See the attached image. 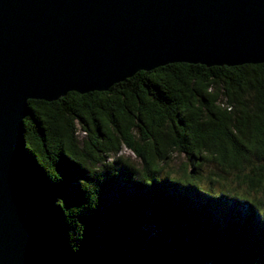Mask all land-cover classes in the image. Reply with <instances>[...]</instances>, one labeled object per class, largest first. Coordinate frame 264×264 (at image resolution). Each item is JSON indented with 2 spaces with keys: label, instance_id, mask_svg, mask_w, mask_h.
Wrapping results in <instances>:
<instances>
[{
  "label": "trees",
  "instance_id": "16d2710c",
  "mask_svg": "<svg viewBox=\"0 0 264 264\" xmlns=\"http://www.w3.org/2000/svg\"><path fill=\"white\" fill-rule=\"evenodd\" d=\"M29 105L62 264H264V63H171Z\"/></svg>",
  "mask_w": 264,
  "mask_h": 264
},
{
  "label": "water",
  "instance_id": "95a60500",
  "mask_svg": "<svg viewBox=\"0 0 264 264\" xmlns=\"http://www.w3.org/2000/svg\"><path fill=\"white\" fill-rule=\"evenodd\" d=\"M177 62L264 63V0H0V264H62L24 150L29 101Z\"/></svg>",
  "mask_w": 264,
  "mask_h": 264
},
{
  "label": "rangeland",
  "instance_id": "374dc122",
  "mask_svg": "<svg viewBox=\"0 0 264 264\" xmlns=\"http://www.w3.org/2000/svg\"><path fill=\"white\" fill-rule=\"evenodd\" d=\"M83 135V134H82ZM122 154L125 155V156H133L131 150L127 149V148H123L122 150ZM42 206V205H41ZM42 209H43V206H42ZM44 211V209H43ZM45 212V211H44ZM47 217H50L49 214L45 213ZM49 219V218H48ZM50 234H53V230L50 229ZM255 253V252H254Z\"/></svg>",
  "mask_w": 264,
  "mask_h": 264
},
{
  "label": "bare ground",
  "instance_id": "6f19581e",
  "mask_svg": "<svg viewBox=\"0 0 264 264\" xmlns=\"http://www.w3.org/2000/svg\"><path fill=\"white\" fill-rule=\"evenodd\" d=\"M72 170V169H71ZM51 205V204H50Z\"/></svg>",
  "mask_w": 264,
  "mask_h": 264
}]
</instances>
